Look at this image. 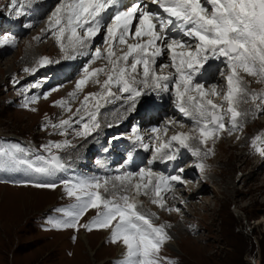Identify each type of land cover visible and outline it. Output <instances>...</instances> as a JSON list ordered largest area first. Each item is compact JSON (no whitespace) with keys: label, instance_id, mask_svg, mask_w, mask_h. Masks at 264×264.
<instances>
[{"label":"snow or ice","instance_id":"obj_1","mask_svg":"<svg viewBox=\"0 0 264 264\" xmlns=\"http://www.w3.org/2000/svg\"><path fill=\"white\" fill-rule=\"evenodd\" d=\"M32 2L33 0H10V6L16 17H19L24 14L23 8ZM152 6H156V9L153 10ZM113 8L117 10L108 22V14ZM26 26L32 27L31 24ZM47 28L65 60L90 56L75 81L74 91L68 97L75 99L89 81H94L102 90L99 94L85 95L81 101L85 107L91 100L96 103L92 105L95 111H89L90 123L83 124L82 130L76 133L77 136L87 137L100 127L96 116L99 101L121 98L112 91L113 87L119 93L126 94L129 112L136 109L142 96L152 93L159 96L171 92L176 109L191 121L192 127L188 131L176 132L168 140L161 141L157 147H152L153 156L148 161L149 165L156 160L176 161L180 149H187L193 156H200L201 149L195 146V142L205 145L209 140L219 138L225 131L232 135L234 130L242 128L241 119L250 114L247 109H239L241 103L246 104L251 100V114L264 113V89L260 92L250 91L240 75L243 72L264 84V0H149V3L137 0L126 9L121 0H59L48 17ZM172 32H178L180 37L171 35ZM101 34L106 47H96L89 52L95 38ZM15 43V37L9 35L0 39V47H14ZM165 54L169 63L160 64L161 71H157L158 60ZM221 57L226 65V69L220 70L225 85L221 88L213 84L206 88L204 83L197 82L208 62L220 60ZM96 60H104L106 63L99 68H90ZM36 63L39 67H44L59 62L41 57ZM164 69L170 71L164 72ZM24 71L35 73L37 67L25 68ZM101 74L106 77L102 82L99 79ZM57 90L58 88L52 89ZM48 95L49 93H45L44 98L47 99ZM211 97H219L220 100L216 102ZM38 98L25 96L22 107L28 108ZM54 104L71 111L67 100L56 101ZM31 111L36 109L32 108ZM72 123V117H69L50 126L59 129V134L64 135L65 129ZM75 123L79 124L80 120ZM171 124L186 127L181 122L169 120L165 122V133ZM151 131L159 133L161 129L153 127ZM133 136V142H139L141 147L149 150V145L143 143L138 129H133ZM115 139L118 137L112 138ZM172 142L179 147L173 149ZM258 143L264 144V133L251 141L255 152L264 157V147L258 146ZM62 146H68V141L63 145L49 142L43 146L48 155L32 157V153L20 145H2L0 168L23 169L41 177H55L58 172L66 169V165L59 156L51 153V149ZM211 152L212 149L208 148L204 154ZM195 167L204 170L202 163H197ZM184 171L181 167L178 174L168 176L153 173L151 167L141 168L137 173L126 172L115 177L121 185L127 184L118 196L101 194L100 189L104 193L109 191L107 180L103 183L99 179H80L75 183L62 180L60 183L64 186L66 195L74 198V203L56 209L62 213L63 218L49 219L48 224L58 230H108L109 241L114 245L121 244L124 249L117 264H160L161 246L170 237L165 232V225H154L151 217L139 210L135 196H147L151 191V203L164 208L161 193L172 191L177 183H188L183 179ZM133 177H139L142 182L132 183ZM28 183L38 189L55 190L59 187L54 182ZM129 192H133L135 196H130ZM180 202L184 203L183 200ZM90 209H95L96 215L87 223H80ZM166 210L180 211L176 207ZM167 264L175 262L168 260Z\"/></svg>","mask_w":264,"mask_h":264},{"label":"rangeland","instance_id":"obj_2","mask_svg":"<svg viewBox=\"0 0 264 264\" xmlns=\"http://www.w3.org/2000/svg\"><path fill=\"white\" fill-rule=\"evenodd\" d=\"M42 1L44 3L49 2V0ZM42 1L33 0L31 4L23 8L24 14L19 17H16L10 6V0L0 1V39L9 35L15 37L16 40L14 47H0V136H6L12 140L0 139V146L16 144L13 142L17 141L16 139H28L30 141H26L23 148L30 152L38 151L36 155H48L49 153L43 148L44 145L49 144V142L63 145L65 141H68L66 147L51 149V153L58 155L68 170L67 163L72 165L75 161L72 162L69 159L65 162L62 158L63 154L75 153L74 157L82 155L83 153L78 152L85 146V141L90 137L93 139L95 136L100 137L101 146L108 147L111 151L118 140H112L109 137L112 135L118 137L116 134L125 126H127L125 130H129L130 123L134 125V119L130 122V119H127L124 114L130 106L126 100V94H124L125 102L121 98H112L108 99V103H105V100L102 99L99 101L103 104L101 110L96 113L97 122L100 125L99 129H94L91 135L87 137L76 135L78 131L82 130L83 124L90 123L89 111L92 105L96 103L95 100H91L85 107L81 101L85 95L89 93L99 94L102 90L94 81H89L77 93L75 99H70L66 91L71 86L72 92L74 91V79H69V82L61 84L51 81V67L56 66L64 69L65 64L68 65V60L63 58L64 54L47 28L48 17L59 0H53L51 5L47 9H42L41 12L32 11L34 7L38 9L40 3L43 4ZM29 24L32 27L26 26ZM35 37L40 39H34ZM100 43L95 47L92 46V51L96 47H106L103 44V34ZM117 53L119 54V46ZM41 57H47L59 63L44 66L45 68L39 67L36 62ZM89 58L88 56L85 58L77 56L75 60H72L76 64L70 67L72 70L71 77L79 78ZM166 58L167 62L164 63H169L167 55ZM80 59H84V63H78ZM213 61L210 60L209 62ZM223 61V57L216 60L220 65L218 76L215 77L217 81L223 79L220 75V70L223 67L226 69ZM105 63L104 60H96L90 65V68H99ZM32 67H37L35 73L24 71L25 68L30 69ZM157 71H161V69L158 68ZM240 74L242 77L250 79L249 81L245 80L250 91L260 92L264 89V84L258 83L256 77L247 76L243 72ZM105 78L103 74L99 77L101 82ZM33 85H37V87H32ZM54 88H58V90L52 91ZM112 91L120 97L116 87H113ZM45 93H49L47 99L44 98ZM33 95L39 97L36 102L30 104L28 108L22 107L25 96L30 98ZM171 95H168L169 99ZM147 96H144L145 102L149 100L148 103L157 105V102L153 100L156 98L155 95ZM212 99L216 101L218 97ZM61 100H68L70 104L79 100L80 111L75 117L83 116V119H79V124L75 123L77 119L72 117L73 123L65 129L64 135L59 134V129L53 130L50 126L58 122L59 114L62 113V107L54 104V102ZM139 105L141 104L138 101L137 106L139 107ZM32 108H35L36 111H31ZM245 109L250 114L241 119L242 128L234 130L232 135H228L225 131L220 134L219 138L214 141L209 140L205 145H199L198 142H195V146L201 149V154L195 156L194 162L204 165V170H200L197 174L199 175L198 180L194 181L191 176L186 178L188 182L186 185L181 184L179 186L176 184L173 192L168 193L164 198V208L151 203L153 194L150 191L148 196L143 195L140 203H138L139 210L150 208L148 215L152 218L153 224L156 226L165 225V232L170 237L161 246L160 264H167L168 260L174 261L175 264H264V157L254 152L253 148L250 147L253 135L258 131L264 133V113L257 112L252 115L253 102L251 100L245 104L241 111ZM166 112L171 114V110L164 109L163 115L158 117L161 119L160 124L155 125L163 133H165L163 130L165 122L173 118L177 119V114L172 118H166ZM129 115L133 114L129 112L127 116ZM77 126L80 127V130L77 129L79 128ZM177 126L179 129H183L179 124ZM186 127H188V131L192 126L186 125ZM177 131L171 124L168 125L166 133L171 134V132L176 133ZM99 133L103 134L102 137L99 136ZM158 134L155 133L154 135L155 139L149 147L150 152L142 158V165L150 160L153 154L151 148L157 147L160 142L157 139ZM106 135L109 136L106 137ZM177 147L176 143L173 144V149ZM208 148H211L212 152L205 155L204 153ZM89 151L91 153L88 158L91 161L85 163L88 171H83L82 168L78 167L77 173L80 176L87 173L88 180L99 179L101 183L107 180L109 191L104 193L103 189H100L102 195H120V192H116L120 190L116 189L115 178L97 176L91 169L94 166L99 169L98 172H101L100 164L105 161L104 154H101L99 149L92 150L89 148ZM182 152L185 151H181V154ZM69 156L64 155L65 158ZM189 156V160H183L180 168L186 170L192 166L190 159L192 160L193 155L191 156L190 152ZM32 157H34L33 154ZM186 171L191 173V170ZM65 173L66 170L58 172L55 177H41L23 169L0 168V186H5L0 187V264H117L114 261H117L116 258L119 260L117 250L122 245L119 243L112 244L109 241V232L96 229L89 232L83 228H80L79 231L74 229L58 230L51 228L48 224L49 219L63 218L62 213L57 212L56 209L65 208L71 204L68 198H63L60 195L59 187L55 190L38 189L30 186L28 182L56 183L58 177H62ZM200 181L202 183L206 181L202 190H195L200 191L201 194H190L186 187L192 191V188H198ZM39 191L44 192L38 194ZM45 192H48L47 195ZM23 194L27 199L20 204L18 197ZM38 195H44L46 198L42 200L38 198ZM189 195L192 197L189 198ZM180 196H183L184 203L180 202L182 200ZM168 197H172V201L167 202ZM176 197L181 200L176 201ZM171 207L179 208L180 211L176 213L166 210ZM49 209L51 211L48 212ZM90 210L96 211L95 209ZM95 215L96 213H93L87 215L86 219L81 218L80 223H87ZM85 235L88 240L92 241L90 251L81 240ZM74 236L75 240H73Z\"/></svg>","mask_w":264,"mask_h":264},{"label":"bare ground","instance_id":"obj_3","mask_svg":"<svg viewBox=\"0 0 264 264\" xmlns=\"http://www.w3.org/2000/svg\"><path fill=\"white\" fill-rule=\"evenodd\" d=\"M42 1V0H41ZM40 2V1H39ZM43 2V1H42ZM53 2V0H49V2L47 1V2H43V4L41 5V3H40V7L38 8V9H36L35 7L33 8L34 10H32V11H37V12H41L42 11V9H44V8H48L50 5H51V3ZM59 2V1H58ZM136 2H137V0H136ZM143 2L144 3H149V1H147V2H145L144 0H143ZM37 3V2H36ZM38 4V3H37ZM34 6V5H33ZM42 6V7H41ZM152 8H153V10H155L156 9V6H152ZM117 10V9H116ZM47 11V10H46ZM45 11V12H46ZM36 13V12H35ZM40 14V13H39ZM113 14H114V12H113ZM37 16V15H36ZM34 25V24H33ZM171 35H174V36H177L178 38L180 37V34L178 33V32H172V33H170ZM101 36H102V34L101 35H98L96 38H95V41H94V44H93V46H96V45H99V44H101L100 43V40H101ZM186 39V38H185ZM130 42V41H129ZM93 49V48H92ZM166 55L167 54H165L163 57H161L159 60H158V64H157V66L158 65H160V64H165L164 62H167V58H166ZM86 57V56H85ZM84 56H83V58H85ZM90 59V58H89ZM78 60V59H77ZM87 61V60H86ZM84 63V62H83ZM79 65V64H78ZM220 65H218V62H216V60H214L213 62H209L206 66H205V68H206V70L203 72V74L200 76V77H198V79H197V82H200V83H204L205 84V86H206V88H209L211 85H213V84H216V85H218V86H220L221 88L225 85V81H224V79H222V81H217V79L215 78V77H217L218 76V67H219ZM59 68V67H58ZM62 68V67H61ZM159 67H157V69H158ZM222 68V67H221ZM224 68V67H223ZM222 68V69H223ZM226 68V67H225ZM45 70V69H44ZM168 71H170V70H168ZM165 72H167V70L165 71ZM217 72V73H216ZM33 74V73H32ZM31 75V74H30ZM241 75V74H240ZM244 78V80H250L249 78H246V77H243ZM35 79V78H34ZM25 80V79H24ZM41 80V79H40ZM34 82V81H33ZM36 84V83H35ZM30 88V87H29ZM219 90V89H218ZM27 91H29V90H27ZM25 92V91H24ZM29 94V93H28ZM151 95V94H150ZM34 96V95H33ZM152 96V95H151ZM212 98H214V97H211V99ZM147 99V98H146ZM219 100H220V98L218 97V99L216 100V102L218 101L219 102ZM147 103H148V101H146ZM226 106V105H225ZM244 106H245V104L244 103H241L240 105H239V109L240 110H242V108H244ZM138 107V106H137ZM144 107V106H143ZM145 107L147 108V109H149L148 110V112L149 113H151V112H153L157 117H159L160 116V114H162V112L160 113V111L158 110V104L157 105H152V104H150V103H148V105H145ZM172 114V115H171ZM171 114L169 113H165V117L167 118V117H174L176 114V116H177V119H175V118H173L172 120H176V121H178V122H182V123H184V124H186L187 122H186V119L182 116V114L180 113V112H178V113H173V112H171ZM180 114V115H179ZM142 115V114H141ZM179 115V116H178ZM132 116V115H131ZM140 117H143V116H140ZM130 118V115L129 116H127V119H129ZM158 119V118H157ZM116 122V121H115ZM156 124H158V120H156V122H155V124H152V126L151 127H149L148 129H147V127L149 126V125H151V123H149V125L148 126H143V125H140V127H139V135L143 138V143L144 144H147V145H149V147H150V144H151V142L152 141H154V135H155V133H153L152 131H151V129L153 128V127H155V125ZM112 125H114V124H112ZM123 125V124H122ZM173 127H175L178 131L177 132H182V131H187V128L188 127H184L182 130L181 129H179L178 128V126H177V124H173ZM120 128H121V126H120ZM99 129V128H98ZM107 129V128H106ZM102 130V129H101ZM116 130V129H115ZM189 130V129H188ZM126 130L124 129V130H122L121 131V133H124ZM148 131H150V133H148ZM58 132V131H57ZM107 132V131H106ZM120 133V132H119ZM119 133H117L116 135H118ZM121 133H120V135H118L119 137H121ZM56 134V133H55ZM96 134V133H95ZM172 134H175V133H172L171 132V134H167V133H163V132H159V134L157 135L158 137H159V140H160V142L161 141H166V140H168L171 136H172ZM102 133H99V136H101L102 137ZM94 136V135H93ZM109 135H106V137H108ZM111 136V135H110ZM112 136H114V135H112ZM235 136V135H234ZM104 137V136H103ZM100 138V137H99ZM98 137L96 138V136L95 137H93V139H92V137H90V139H87L86 141H85V148L84 147H82L81 148V151H79L78 153H80V154H82V155H78L77 157L75 156V162H74V164L75 165H78V167L81 169V170H83V171H86V164L85 163H87V162H89L90 163V161H91V159L90 158H88V155H90V151H89V148L91 147V144L92 143H94L95 141H96V139H99ZM127 139H129L130 140V142H128V141H126V142H124L123 144L124 145H129V147L132 149V150H134V156H133V158H131V159H129L128 160V170H126V171H122V172H120L119 173V171L117 170V167H116V165H112L111 163V165L108 163V160H109V162L112 160L111 159V157H110V155H107L106 153L108 152V149H107V147H103V146H100V144H98V146H97V149H99L102 153L101 154H104V156H108V158L106 159V165H105V171L107 172L106 174H101V172H98L99 171V169H97L96 167H92L91 169H92V171H94L95 173H96V175L97 176H100V177H109V176H112L111 178H115V177H117V176H122L124 173H126V172H132V173H137V171L139 172V170L141 169V168H149V167H151V169H152V171H153V173H159V172H157L156 170H153V165L155 164V162H167V166H168V169H169V172L171 173V175H172V173L173 172H175L173 175H176V174H178V169L180 168V166H181V163L183 162V160H185V157H183V156H178V162L180 163V164H178V162L177 161H160V160H156V161H154L151 165H149V163H148V161L147 162H144L143 163V165H142V162L141 161H143L142 160V158H144L146 155L145 154H147L148 152H150V150H145V149H143V147H141L140 146V143L139 142H133L134 141V136L132 135V133H129V134H127V137H126ZM104 139V138H103ZM85 140V139H84ZM90 140H91V143H90ZM116 141H117V139H116ZM226 141H228V140H226ZM233 141V140H232ZM159 142V143H160ZM159 143H158V145H159ZM157 145V146H158ZM85 149V150H84ZM143 149V150H142ZM185 152H182V154L181 155H185V156H187L186 154H184ZM114 155H117V154H114ZM152 156H153V154L151 155V157H150V160L152 159ZM99 157V156H98ZM101 158L103 159V156H101ZM88 159L90 160V161H88ZM149 159V158H148ZM74 164H72L71 166H70V169H73L74 168ZM92 164H94V163H92ZM177 164H178V166H177ZM145 165V166H144ZM207 165V164H206ZM98 166V168H99V164L97 165ZM136 166H137V170L135 169L136 168ZM189 166V165H188ZM187 166V167H188ZM76 167V166H75ZM192 166H189V168L188 169H186V170H192ZM176 169H177V171H176ZM184 171V173L182 174L183 175V179L186 181V178H190L192 175H191V173L189 172V171ZM82 171V172H83ZM98 173H100V174H98ZM82 174V173H81ZM160 174H163V173H160ZM164 175V174H163ZM82 176V175H81ZM185 177V178H184ZM115 181H116V186H117V190H120V191H116V192H120V194H121V189L122 188H126L127 187V184L125 183L124 185H121V182L120 181H118V180H116V179H114ZM137 182H142L141 180H140V178L139 177H133L132 178V183H137ZM143 182H146V181H143ZM187 182V181H186ZM204 183H206V181L204 182ZM204 183H202L201 181H200V185L198 186V188H192L191 190L192 191H190L189 189V187H186V189H187V191L190 193V194H201V192L200 191H195V190H202L203 189V187L205 186V184ZM178 184V183H177ZM187 184V183H186ZM186 184H183V185H186ZM176 185V184H175ZM181 184H179V186H180ZM0 187H5V186H0ZM26 187V186H25ZM176 187V186H175ZM178 187V186H177ZM18 189H21V188H18ZM27 190H29V189H27ZM38 190V189H37ZM24 191H25V189H24ZM42 192H44V191H39V192H37L38 194H42ZM151 192V191H150ZM170 192H173V190L172 191H167V192H162L161 194H162V196L165 198L166 197V195L168 194V193H170ZM25 193H26V191H25ZM36 193V192H35ZM46 194L45 195H47V193L48 192H45ZM151 194H153L152 192H151ZM185 194V193H184ZM1 195H3V194H1ZM30 195V194H29ZM129 195L130 196H135V194L133 193V192H129ZM180 195V194H179ZM142 196L143 195H140V196H135V199H136V201H137V203H140V201H141V198H142ZM148 196V195H147ZM181 198H182V200L184 201V198H183V196H180ZM190 197H192V195H189V198ZM19 198V202L18 203H20V202H23L24 200H26L27 199V197L23 194V195H21V197L19 196L18 197ZM17 198V199H18ZM38 198H40V199H42V200H44L45 198H46V196H44V195H38ZM44 198V199H43ZM188 198V199H189ZM170 200L172 201V197H168V200H167V202H170ZM176 201H180V200H178V198L176 197V199H175ZM166 202V203H167ZM174 202V201H173ZM21 204V203H20ZM177 213V212H176ZM81 240H83V243H84V245L86 246V248L90 251V246L92 245L91 243H92V241L91 240H88V238H87V236L85 235V237L84 238H81ZM166 246V245H165ZM123 251H124V249H123V247L122 246H120L119 248H118V250H117V252H118V257H119V259L121 258V256H122V253H123Z\"/></svg>","mask_w":264,"mask_h":264}]
</instances>
